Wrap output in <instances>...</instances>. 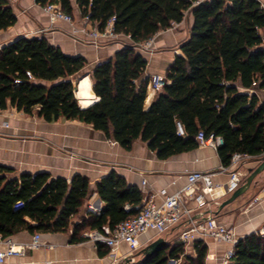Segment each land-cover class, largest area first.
<instances>
[{
    "label": "trees",
    "instance_id": "obj_1",
    "mask_svg": "<svg viewBox=\"0 0 264 264\" xmlns=\"http://www.w3.org/2000/svg\"><path fill=\"white\" fill-rule=\"evenodd\" d=\"M34 1L40 6L57 3L71 16L77 7L100 30L113 17L114 31L134 42L179 23L185 11L192 22L180 53L165 70L167 82L147 108V60L131 45L87 72L98 99L81 107L74 88L86 58L67 54L40 35L18 36L0 46V109L12 106L46 122L78 120L125 150L140 139L159 159L197 147L199 130L221 138L216 150L223 166L229 165L235 152L264 156V102L246 91L255 85L264 87V6L259 0ZM15 22L9 1L0 0V30ZM176 121L183 135L176 133ZM14 173L0 163V236L4 238L23 230H70L69 241L78 242L84 240V231L112 227L140 211L142 191L113 170L95 183L104 203L98 212H82L91 194L86 175L75 173L68 180L47 171ZM183 227L137 264H167L181 257L182 264H206L204 240H194L190 254L185 253L184 243L175 240ZM97 249L99 255L108 252L103 244ZM140 257L136 255L133 262ZM227 264H264V233L240 237Z\"/></svg>",
    "mask_w": 264,
    "mask_h": 264
},
{
    "label": "crops",
    "instance_id": "obj_2",
    "mask_svg": "<svg viewBox=\"0 0 264 264\" xmlns=\"http://www.w3.org/2000/svg\"><path fill=\"white\" fill-rule=\"evenodd\" d=\"M15 15L16 22L9 28L0 30V46L18 36H40L61 50L71 55H82L87 60L84 73L76 81L74 91L81 107L91 104L98 98L93 94L92 100L85 105L80 104L76 95L80 78L86 76L90 81L88 71L96 63L107 59L130 40L123 34L116 39L102 41L99 44L89 42L79 31L88 27L77 7L72 13V23L62 19L51 20L43 8L34 0H8ZM261 3L264 0H259ZM192 22L191 14L185 21L176 23L165 31H158L154 36L157 48L152 54L143 55L147 64L144 76L153 73L164 74L174 55L180 53V43L189 35ZM255 93L264 102V89L257 85L246 89ZM158 90L147 88L144 107L147 108ZM94 93V92H93ZM259 157L241 161L236 168L244 175L257 166ZM0 163L14 169V174L21 172L36 173L47 171L51 176H62L70 179L75 173L86 175L90 181L91 194L87 198L82 212H98L104 203L95 191V183L110 171H115L124 177L128 184L136 185L143 193H152L157 203L161 202L165 193H173L187 181L186 174L198 170L213 172L215 182H225L228 174L219 170L221 165L216 147L198 145L197 147L173 154L165 159H159L147 144L137 139L130 149L125 150L114 140L105 137L103 132L93 129L89 124L78 120L59 119L46 122L35 114L29 115L16 110L12 106L0 109ZM264 169L257 174L249 187L233 201L223 206L214 219L221 224L230 226L238 238L264 229ZM230 195V194H229ZM229 195L212 202L209 208L214 211L221 201ZM257 197V198H256ZM142 202V201H141ZM187 205L194 207V200H188ZM128 208V206H126ZM200 210H194L193 214ZM187 218L162 233L155 229H147L138 236L141 246H145L157 237L165 240L176 230L187 223ZM31 234L20 231L9 238L16 243H27ZM68 232H40L41 241L48 246L26 249L23 255H10L0 264H117L133 262L136 252H129L126 243L122 242L112 253L99 255L97 244L84 239L78 242L69 241ZM208 252L206 264H218L221 253L229 247L225 242L206 241ZM5 244L0 241V249ZM186 249L192 251V247ZM114 253V254H113ZM115 255V256H114ZM118 259L114 261V257Z\"/></svg>",
    "mask_w": 264,
    "mask_h": 264
},
{
    "label": "built area",
    "instance_id": "obj_3",
    "mask_svg": "<svg viewBox=\"0 0 264 264\" xmlns=\"http://www.w3.org/2000/svg\"><path fill=\"white\" fill-rule=\"evenodd\" d=\"M197 2H193V5ZM41 7L51 20L62 19L72 23V16L62 11L57 3H47ZM84 19L90 22L87 16H84ZM113 23L114 18L111 17L102 30L91 23L88 27H83L79 31L89 42L97 45L102 41L101 39H104V41L114 40L120 34L114 31ZM125 37L130 42L128 44L123 43V46L131 45L136 48V46L142 45L140 42L132 41L129 35H125ZM261 41V46L264 48V32L261 33ZM144 48L147 49L146 46ZM166 82L164 74L153 73L149 75L147 88L159 90ZM176 133L183 135L182 126L178 121H176ZM195 140L198 145H209L214 148L222 143L219 136H213L212 134L206 136L202 130L197 132ZM250 158L252 156L245 153H233L229 165H222L219 168L220 171L228 174V179L225 182L213 181V172L190 171L186 174V183L177 191L170 194L161 191L164 194L161 202L157 203L155 201L154 194H146L143 196L140 211L137 215L128 217L112 227L104 225L101 229L86 230L82 233V236L95 244L105 245L109 253L114 252L122 242L127 244L129 252H137L141 248L138 236L147 229H155L157 233L165 232L183 219H191L194 210L209 208L210 203L217 202L221 197L231 194L241 184L244 177L236 166L241 161ZM262 190L264 191V187ZM188 200H194L196 205L190 207L187 205ZM210 215L208 219L200 222L191 219L189 223L185 224V227L180 229L175 240L184 243L186 248L188 246L192 247L196 239H202L205 242L208 240L225 242L229 244V247L223 253L218 264H227L239 238L232 227L218 223L212 214ZM257 232L263 234L264 229ZM0 241L5 244V248L0 249V262L10 255H23L28 248L48 246L41 241L40 232L32 233L30 240L24 244L16 243L9 237L0 236ZM117 259L118 256L114 257V261Z\"/></svg>",
    "mask_w": 264,
    "mask_h": 264
},
{
    "label": "water",
    "instance_id": "obj_4",
    "mask_svg": "<svg viewBox=\"0 0 264 264\" xmlns=\"http://www.w3.org/2000/svg\"><path fill=\"white\" fill-rule=\"evenodd\" d=\"M262 5L264 6V2H262ZM81 77V75L79 76ZM76 85L74 88V91L76 90ZM260 162L257 164L256 167H254L248 175L244 178V180L241 182V184L223 201L220 202V204L217 206V209L212 211L210 208H205L201 209L200 211L196 212L195 214L192 215L191 219L194 220L195 222H200L208 219L212 213H216L218 210H220L223 206L226 204L230 203L233 201L237 196L242 194L251 184L253 178L259 174L263 169H264V156L259 157ZM212 212V213H210ZM191 219L187 220V223L190 222ZM166 243L165 238L163 237H157L156 239L152 240L142 248H140L137 252L136 255H140L141 257L137 259L135 262L132 264H137L140 261L145 260L148 258L150 255H152L157 249H159L161 246H163ZM173 260H169L167 264H172ZM117 264H127L126 262H119Z\"/></svg>",
    "mask_w": 264,
    "mask_h": 264
},
{
    "label": "rangeland",
    "instance_id": "obj_5",
    "mask_svg": "<svg viewBox=\"0 0 264 264\" xmlns=\"http://www.w3.org/2000/svg\"><path fill=\"white\" fill-rule=\"evenodd\" d=\"M186 16H187V11H185L184 13V16H183V19L181 21H185L186 19ZM176 23H174L171 27H174ZM166 29H164L165 31ZM142 45L141 46H136L135 50H137L138 52H140L141 54L143 55H150L152 54L157 48L155 47L154 45V36H152L151 38H149L148 40H145V41H142L140 42ZM147 47V49H145L144 47ZM84 73V71L81 72L80 75H82ZM226 250V249H225ZM225 250L221 253V256L220 258L222 257L223 253L225 252ZM192 251H190V249H186V252L185 253H188L190 254ZM207 257V256H206ZM218 258V262L221 261V259ZM170 260H173L172 264H182L184 259L181 257L179 259H170ZM206 262V260H205Z\"/></svg>",
    "mask_w": 264,
    "mask_h": 264
},
{
    "label": "bare ground",
    "instance_id": "obj_6",
    "mask_svg": "<svg viewBox=\"0 0 264 264\" xmlns=\"http://www.w3.org/2000/svg\"><path fill=\"white\" fill-rule=\"evenodd\" d=\"M93 94L94 93L90 90L89 79L86 76L80 78L78 90L76 91V95L80 100V104H88L92 100Z\"/></svg>",
    "mask_w": 264,
    "mask_h": 264
}]
</instances>
